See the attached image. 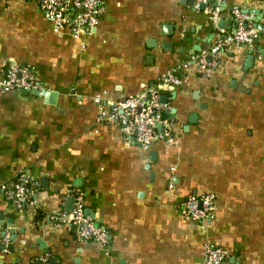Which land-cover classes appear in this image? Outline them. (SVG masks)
Here are the masks:
<instances>
[{
	"label": "crops",
	"instance_id": "0c3cea01",
	"mask_svg": "<svg viewBox=\"0 0 264 264\" xmlns=\"http://www.w3.org/2000/svg\"><path fill=\"white\" fill-rule=\"evenodd\" d=\"M102 3L92 33L76 39L53 32L35 0H0V76L11 61L41 85L0 89V264H203L205 243L222 249L221 264H264V0H221L215 20L212 3L194 0ZM233 9L256 29L251 43L158 86L170 142L143 150L97 120L93 96L117 101L155 86L207 51L218 29L232 32ZM19 172L33 184L16 212L1 186ZM205 192L215 199L208 223L180 214L186 194ZM77 193L105 246L58 222Z\"/></svg>",
	"mask_w": 264,
	"mask_h": 264
},
{
	"label": "built area",
	"instance_id": "2783aa9c",
	"mask_svg": "<svg viewBox=\"0 0 264 264\" xmlns=\"http://www.w3.org/2000/svg\"><path fill=\"white\" fill-rule=\"evenodd\" d=\"M221 0H194V6L212 3L214 20L217 19L218 5ZM43 18L51 25L55 33L66 31L72 38H81L92 33L102 15V0H35ZM234 27L232 32H223L213 40L207 51L194 55L190 61L182 63L178 68L166 71L156 81V85H145L137 93L122 100H109L93 96L91 101L97 107V120L119 127L123 137L132 139L141 149L146 150L155 140L171 141L169 124L162 116L165 103L159 100L158 86L176 87L180 84L177 76L179 70H186L193 65L197 71H210L216 66L219 51L230 44H250L257 36L256 29L248 23V16L237 9L232 10ZM216 22V21H215ZM191 63V64H190ZM40 89L41 85L25 65L5 61L0 76V89ZM32 180L23 172L16 174L13 183L2 185L4 197L16 212L23 211L29 201V186ZM172 185L170 181L167 187ZM70 212L60 213L58 222H72L79 225L78 237L82 240L97 241L107 244L106 231L95 225L93 220L83 213V201L80 193L73 195ZM214 195L210 192L186 194L179 202L181 215L199 223H208L213 217ZM67 214V215H66ZM8 245L6 235L0 236V246L5 250ZM203 264H221L225 258L222 249L214 244L205 243L202 247Z\"/></svg>",
	"mask_w": 264,
	"mask_h": 264
},
{
	"label": "water",
	"instance_id": "95a60500",
	"mask_svg": "<svg viewBox=\"0 0 264 264\" xmlns=\"http://www.w3.org/2000/svg\"><path fill=\"white\" fill-rule=\"evenodd\" d=\"M201 7H202V5H201ZM217 25H218V23H217ZM34 91L37 92V90H35V89H34ZM42 94H43L45 97H47L49 100H52V99L54 98V96H55V95H54V92H53V91H49V90H43V91H42ZM67 201H68V205H67L66 208H67L68 211H70V209H71L70 206H71V203H72V198H71V197L68 198ZM36 264H39V263H36Z\"/></svg>",
	"mask_w": 264,
	"mask_h": 264
}]
</instances>
